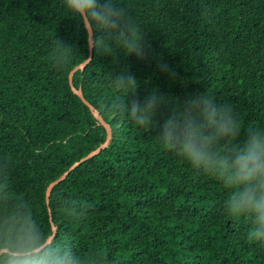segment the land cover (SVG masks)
<instances>
[{"label": "trees", "instance_id": "1", "mask_svg": "<svg viewBox=\"0 0 264 264\" xmlns=\"http://www.w3.org/2000/svg\"><path fill=\"white\" fill-rule=\"evenodd\" d=\"M123 3L144 57L112 63L93 45L74 72L73 85L112 136L52 188L47 204L48 183L106 137L68 79L89 55L88 33L62 0H0V192L27 203L50 231L53 223L82 264H264V246L224 214L218 183L117 115L123 92L112 84L127 70L138 97L152 88L178 99L206 91L230 103L245 127H264V0ZM58 41L71 48L64 60Z\"/></svg>", "mask_w": 264, "mask_h": 264}, {"label": "clouds", "instance_id": "2", "mask_svg": "<svg viewBox=\"0 0 264 264\" xmlns=\"http://www.w3.org/2000/svg\"><path fill=\"white\" fill-rule=\"evenodd\" d=\"M68 17L94 37L93 45L111 57L143 59L142 32L129 17L123 0H62ZM64 60L71 51L55 45ZM159 67L163 70L165 65ZM123 95L113 101L117 115L150 135L156 145L214 179L224 191V214L246 226L250 241L264 246V127L242 125L230 103L206 91L183 99L152 88L137 96L138 81L127 70L112 75ZM166 115L158 119V113ZM0 264H82L72 247L42 226L32 208L0 192Z\"/></svg>", "mask_w": 264, "mask_h": 264}, {"label": "water", "instance_id": "3", "mask_svg": "<svg viewBox=\"0 0 264 264\" xmlns=\"http://www.w3.org/2000/svg\"><path fill=\"white\" fill-rule=\"evenodd\" d=\"M88 33V32H87ZM92 37L89 36L88 34V48H89V55L88 57L83 60L82 62H80L79 64L75 65L68 73V79H69V84L70 87L72 89V91L78 95V97L89 107V109L91 110V112L93 113V115L97 118V120L99 121V123L101 125H103L105 127L106 130V137L105 140L99 144L96 148H94L93 150L89 151L86 155L82 156L79 160L73 162L66 171H64L59 177H57L56 179L50 181L48 183V185L46 186V190H45V200L46 203L48 204L49 202V195L50 192L52 190V188L57 185L59 182H61L62 180H64L67 176V174L74 169L77 165H79L81 162L91 158L92 156L98 154L103 148H105L112 136V131H111V127L110 125L102 118L101 114L99 113V111L97 109H95V107L89 103V101H87L83 95V92L80 88H75V86L73 85L72 82V76L74 74V72L76 70H80L82 71L84 69V67L88 64V62L91 60L92 58V49H93V43H92ZM51 229L52 232H56V226L51 223Z\"/></svg>", "mask_w": 264, "mask_h": 264}]
</instances>
